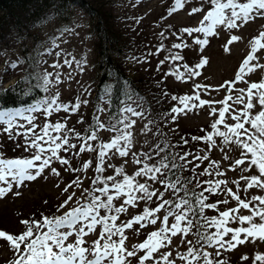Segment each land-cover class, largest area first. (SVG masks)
Listing matches in <instances>:
<instances>
[{
	"label": "snow or ice",
	"instance_id": "6c2138e0",
	"mask_svg": "<svg viewBox=\"0 0 264 264\" xmlns=\"http://www.w3.org/2000/svg\"><path fill=\"white\" fill-rule=\"evenodd\" d=\"M201 2L209 4L211 10L203 15L199 22L200 26L181 30L188 36H192L193 33H201L205 37L216 36L219 34L218 31H214L217 26H224L228 30L239 29L247 25L256 15L264 17V0H247V2H237V0H201ZM184 3L185 0H175V5L169 9L168 15L170 16L173 12L183 8ZM199 12H201V8L194 7L189 12V15ZM205 22L208 23L205 24ZM161 35L163 36V33ZM177 39L179 40L180 37L177 36ZM239 39V36L231 35L223 44V51L225 53L230 52V46ZM193 43L202 49L209 44V40L195 39ZM249 44L250 51L240 63L238 70L234 74V79L225 81L219 86L225 93H228L233 91L236 83L243 81L247 87L246 89H238L241 94L237 95L234 100V103L243 105L242 109L239 111L232 109L230 112L231 105L228 101L233 100V97L231 95L225 96L219 102L223 104V107L219 110L212 108L209 113L212 116H217L218 112V118H215L210 125L212 133L206 137H192V139L204 140L207 149L211 150L217 144L214 136L221 137V143L224 145H235L239 149V158L235 159L234 164L230 163V170H238L241 173L255 172L258 174L241 175L239 180L233 181L237 185L236 191H233L232 188H222L221 186L226 185V181L223 179L198 181L197 187H200L201 184H208L209 187L203 188L199 196L193 197L190 201L187 191L184 192L183 196H180L179 193L184 189L185 183H191V180L183 181L180 177L171 180L168 178L169 174L174 173L177 169V161L185 162L179 164L180 168H184L186 164H193V161L207 160V156L197 155L192 160H188V156L191 153L185 152L169 158L166 149L172 146L161 147L156 145L153 148L155 155L160 156V159L154 164H148L145 161L153 159L151 151L139 155L132 153L133 162L137 165H142V167L131 176L123 174L122 168L114 169L116 176H122L121 180H117L116 176L102 178L101 175H96L91 181L92 185L100 184L102 186L93 187L91 190L85 189L81 193L88 202L81 204L78 199L74 200L76 193L70 192L73 186H81V179L76 177L62 190L64 193H69L62 203L57 206V212L61 209H67L62 215H54L53 217L41 215L39 220H21L20 224L25 226V230L19 234L6 233L0 230V240L6 242L7 246L16 255V259L10 261V264H145L146 261H155L156 257L153 254L160 251L161 248L167 247L172 242V238L177 235L181 236V243L193 244L192 241L184 239L194 227V221L190 216L203 219L204 223L200 224V228H204L206 225L215 227V232L213 233L198 232L195 245H199L201 248L207 246V248L213 249L216 255H220V249L231 251L236 249L238 245L264 241V195L242 198L240 194V181L244 182L242 186L244 193H247L250 189L264 190V80L260 82L244 80V77L255 71L256 68H264V64L252 63V61L258 59L257 53L264 49V31L252 37ZM172 47L174 49H183L187 48L188 45L181 41L173 44ZM166 59L179 61L183 57L172 54ZM64 63L71 66L72 62L65 60ZM207 64V57L201 55L199 61L193 67H188L187 65L184 67L190 76L195 77L200 75L198 70ZM11 67L15 68L16 65L12 64ZM51 67L55 69L60 67V65L53 64ZM51 75L52 73L44 74L43 84L45 86L49 84V76ZM176 78L178 80L183 79L180 75H177ZM55 83H60L59 73H56ZM200 87L201 85L198 84L195 86L196 89ZM0 95H3V93H0ZM172 100L178 101L179 105L183 106H174L170 109L173 114L170 118L173 121L182 112L186 113L192 108L214 103L213 101L201 99L199 93L183 97L172 96ZM83 103L86 104L87 101H83ZM44 105L43 111L47 113L61 110L65 113H75L80 108L81 102L77 99L71 105L61 104L58 103L57 97H53L50 100H45ZM257 105H259V111L254 112L253 110ZM38 110L39 106H33L28 109L31 112ZM123 113H131L132 116L136 117L143 115V113L135 111L130 106L122 109V116ZM226 114L230 116L234 123L228 124L225 122ZM20 115L22 113L19 111H0V120H3L4 117L9 118L6 121L7 127H4L3 131L12 135H23L26 139L31 137V139H27L25 150L34 149L35 151L31 158L28 159H0V183L6 185L0 187V199L5 198L10 192L16 196L21 195L20 192L13 191L14 186L19 188L25 182L36 180L46 168L53 175L60 176L61 173L56 168L50 167L52 159L55 158L61 165L67 166L70 161L57 155V153L62 148L65 152L77 148L76 144L70 143L67 135H52V133H61L65 129L63 123L58 122L55 125L45 124L41 129L42 134L36 133L35 126L26 129L23 133L13 131L12 118ZM27 119L29 124H31L32 117ZM135 123V120H129L127 116H123L122 119L117 121V124H113L111 128L107 129L119 134L111 138L109 142H99L94 147L89 141H98V131L106 129V125L100 122L99 117H97V126L91 129L87 137H80L79 133L75 134L83 140L79 145L77 155L85 151L97 152L95 172L102 174L104 172L105 158L109 152H112L113 155L118 154L120 157L129 155L132 133L128 130ZM220 125H223L224 131L220 130L218 127ZM147 128L148 125H145V129ZM68 131L73 132L74 130L68 129ZM57 141L60 142L58 143ZM183 143L187 144L188 141L183 140ZM46 153L48 155H45ZM161 153L165 154L161 156ZM139 156H142L143 159L139 158ZM224 159H229V157L225 156ZM91 163V161L84 162L82 169H88ZM198 167L199 164H195L192 168L194 175H196L195 169ZM213 167H216L215 162H213ZM82 169L72 168L71 171L79 172ZM66 170L68 169L66 168ZM199 175L223 176L224 173L217 170L213 174L205 168ZM137 177L144 178L145 182L137 181ZM9 178L12 182H9ZM109 181L112 182L111 187L109 186ZM148 182L158 183L163 187V191L159 188L152 189ZM218 189L225 191L232 200L237 202V206L219 211L218 204H227L228 200L217 201L212 204L205 203L208 197L204 193L215 195ZM166 191L171 192L176 198L165 199L164 193ZM97 192L100 195H96L95 193ZM101 197L106 199H101ZM116 199H122V203L119 206H115L113 203ZM139 201H144L146 204H154L155 207L146 206L139 214L117 224L120 214L127 212L128 206L137 207ZM70 202H74L77 206L70 207ZM162 209L165 214L161 218L157 214ZM205 209L218 211L219 217H206L204 215ZM241 209L247 210L250 215L240 214ZM101 210L112 214L102 215ZM170 217L174 218V222H169ZM257 218L259 220L258 223L254 222ZM158 220L162 226L158 230L147 234L146 239L134 245L133 250H128L125 245V241L128 238L125 234L126 230L130 229L139 233L147 225H156ZM231 223L247 224L248 227L233 228L228 226ZM98 226L97 239L92 241L91 247H86L85 237L96 232ZM73 236L74 242L66 243ZM114 237H118V239H114ZM138 252L140 255H137ZM170 255V252L162 253L161 259L165 264H169ZM178 256L179 259L185 261V264H193L201 256L203 257V264H213V261L209 259V252L204 251L201 253L195 246L187 248L186 254H178ZM242 259L248 260L249 257L244 256ZM257 262L258 264H264V254H256L254 256L253 264H257ZM217 264H222V262L218 261Z\"/></svg>",
	"mask_w": 264,
	"mask_h": 264
},
{
	"label": "rangeland",
	"instance_id": "374dc122",
	"mask_svg": "<svg viewBox=\"0 0 264 264\" xmlns=\"http://www.w3.org/2000/svg\"><path fill=\"white\" fill-rule=\"evenodd\" d=\"M91 1V0H90ZM98 4H102L104 9H108L110 12L115 14L118 18V25L120 27H127L126 29L132 30L131 27L141 30L140 33L145 34L147 37L153 38V43L160 44L163 38H167L169 43L172 45L176 43V34L181 38V41H185L188 45L187 48L175 49L172 54L180 55L182 57L189 58L191 66L193 67L198 61L201 55L207 57L208 64L202 69H199L200 75L192 77L185 70L184 66L181 65V61H174L173 68H169L165 60L159 58L160 60H154L151 62L153 68L160 67V73L162 79L165 83L171 86V91L177 89L176 94L181 96V94L195 95L200 94V98L205 101H213L214 103L206 104L203 107H196L188 110L186 113L182 112L177 116L176 124H179L183 129H192L194 127H204L206 136L209 132L212 133L210 125L217 116H212L209 113L212 108L219 110L223 107V104L219 103L225 96L231 95L233 100L228 101L231 105L229 111L236 109L241 110L243 105H238L234 103L235 97L240 95L238 89H246L247 85L241 81L234 85L233 91L225 93L223 89L219 86L225 81L234 79V74L238 70V67L242 60L248 55L250 51L249 41L252 37L257 36L259 32L264 31V17L256 15L253 19L244 27L239 29L228 30L224 26H217L214 31H218V35L205 37L201 33H193L192 36H188L186 33L181 31L184 28H195L200 26L203 15L207 11L211 10V7L207 3H202L201 0H185L184 7L173 12L172 15H168L169 9L175 5V0H93ZM237 2H247V0H237ZM194 7H200L201 12L189 15V12ZM92 19L85 14V12L79 8L73 7L68 10L67 13L61 16L48 15L39 24H37L33 29L29 30L27 33L21 35L12 31L7 34L3 42L0 43V86L4 88L12 83L22 80L27 88L38 87L44 93H48L49 97H57L58 103L61 104H74L77 99L81 102V106L75 113H65L64 111L52 112L49 121L44 117L45 114L35 111L34 115L35 123L33 125H28L29 128L34 125H39V130L36 133L42 134L41 129L45 124L55 125L56 123H63L65 129L61 133H52L55 135H67L69 141L72 144H76L77 148L71 149L70 153L65 152L63 148L57 153V155L62 158H66L70 161V164L65 166L61 165L59 161L55 158L52 159L50 167L56 168L61 175L55 176L51 171L46 168L45 171L34 181L25 182L21 187L15 188L13 191L20 192L21 195L16 196L10 192L5 198L0 199V216L3 215L5 220L9 221L8 225H1L0 230L10 231V228L14 230L19 229L23 208H29L28 211L32 209L34 204H41L38 200L53 204L51 206L50 213H54L55 216H60L67 209H61L57 212V206L62 203L69 193H64L63 188L71 182V177H79L81 179V186H73L70 192H75L76 196L74 200L78 199L81 204L85 199L84 195L81 193L92 185L91 181L96 177V175H101L102 178L108 176H116L114 169L122 168L123 174L129 176L133 175L136 170H138L142 165H137L133 162L134 157L132 153L142 154L153 152L152 148V131L150 123L147 117L132 116L131 113H123V116H127L129 120H135V125L129 129L132 133L131 147L129 150V155L127 157H120L118 154L113 155L109 152L108 156L105 158L104 172L98 174L95 172L96 162H97V152L85 151L77 155L79 145L83 142L82 139L75 137L81 128L85 133L82 137H87L92 128L96 127V118L99 117V121L103 122V119L107 115V100H106V90L99 95L96 100L95 91L98 83L99 72L96 69V57L94 52V42L95 37L91 31ZM208 22H205L207 24ZM164 27H170V29L176 30V33H171L169 37H166L163 33ZM163 33V36L161 35ZM237 35L240 39L230 46V52L225 53L223 51V44L231 35ZM173 39V40H172ZM195 39H208L209 44L204 48H199L193 43ZM160 46H158L159 48ZM59 53V55H57ZM258 59L252 61L253 64H264V49H261L257 53ZM65 60L71 61V66L64 63ZM188 61L187 59H185ZM163 61V63H161ZM15 64L16 67H11ZM59 64L60 67L52 68L51 65ZM130 69L135 74L141 72L142 66L139 62H131L128 64ZM45 73H52L49 76V84L45 86L43 84V77ZM56 73H59L60 83H55ZM180 75L183 77L182 80H178L176 77ZM244 80L249 82H260L264 80V68H256L255 71L249 73L244 77ZM201 85L199 89H196V85ZM206 86V87H205ZM47 88V90H45ZM50 98V99H51ZM83 101H87L86 104ZM192 103V102H190ZM198 103V102H197ZM38 106V105H34ZM135 108L133 105H122V109L125 107ZM33 107V106H32ZM181 107H183L181 105ZM27 109H11L8 111L22 113L20 116H15L12 118H23L28 114L35 112L28 111ZM99 110V111H98ZM135 110V109H134ZM137 111V110H135ZM254 112L259 111V105L253 110ZM122 112V111H121ZM141 112V111H137ZM43 116V118H42ZM123 116L121 115L120 118ZM9 118L4 117L0 120V123H5ZM33 119V118H32ZM225 122L228 124L234 123L230 116L226 114ZM145 125L148 128L145 129ZM221 131H224L223 125L218 126ZM247 127V125H246ZM68 129H73L75 131L69 132ZM88 129V130H87ZM210 130V131H209ZM6 133V132H5ZM63 133V135H62ZM71 133L73 135H71ZM98 141H89L94 147L99 142H109L111 138L115 135L107 130L98 131ZM85 135V136H84ZM5 137L10 140V143L15 149L19 150L21 153L26 151L24 157L19 159L31 158L35 150L28 149L25 150V145L27 139H22V136L14 139L6 134ZM217 141L216 146L211 150H206L203 152L204 156H207V160H202L204 168L213 174L219 170L223 172V176H209L208 180H220L226 181L225 186L222 188H232L233 191L237 190V185L233 181L239 180L241 175H250L258 173H241L238 170H230L229 165L234 164L235 159L239 158V149L235 145H224L221 143V137H215ZM6 142L5 138L0 137V146H7L9 144H4ZM58 143L60 141H57ZM206 146V143H205ZM47 147V145H45ZM66 147V146H65ZM114 151V150H113ZM45 155H48L47 153ZM1 157H8L2 151H0ZM67 156V157H66ZM228 156L229 159H224ZM194 156H189L188 159L192 160ZM139 158L143 159L142 156ZM2 159V158H0ZM86 161H91L89 168L86 170L82 169V165ZM148 164H154L151 161H145ZM213 162H215L216 167H213ZM110 165V167H109ZM192 169V164L189 165ZM66 168L68 170H66ZM72 168L82 169L79 172H72ZM117 180H121L122 176H116ZM137 181L143 183L144 178L137 177ZM9 182H12L9 178ZM152 189L159 188L161 191L162 186L148 182ZM244 182L240 181L241 185V197L250 198L255 195H264V190L260 189H250L247 193L242 191V186ZM6 186L4 183H0V187ZM94 185H92L93 187ZM99 185L97 187H101ZM111 187V185L109 184ZM220 193V200H228L227 204H223L222 210H227L237 206V202L232 200L225 191L218 189ZM98 193V192H97ZM139 195V193H137ZM105 197H103L104 199ZM165 199L169 198V191L164 193ZM114 205L119 206L122 203V199L114 200ZM159 203V201H157ZM258 204V202H256ZM74 202H70V207H76ZM155 207L154 204H146L144 201H139L137 207L128 206V211L121 213L117 224L122 221H127L131 217L139 214L144 207ZM12 210V211H11ZM26 210V209H24ZM27 211V212H28ZM111 215L112 213H107ZM164 210L162 209L160 213L157 214L158 217L164 215ZM242 215H250L247 210H240ZM169 222H174V218L170 217ZM254 222H259L258 218ZM6 223V222H5ZM161 223L158 220L156 225H147L144 229H141L139 233L133 232L132 230H126V236L128 237L125 241V245L128 250H133L134 245L143 242L146 239L147 234L152 231H156L161 227ZM228 226L236 227H248L247 224L240 225L239 223H231ZM198 228V223L194 221V227L189 231L188 235L184 237L185 240H190L193 244L181 243V236L177 235L172 238V242L168 244L167 247L161 248L160 251L154 253L156 257L155 261L145 262V264H165L161 259L162 253H171L169 256V264H185V261L179 259V255L186 254V250L189 247L195 246V241L197 239L196 229ZM16 232V231H12ZM99 232V226L97 231L89 234L85 237L86 247H91L92 241L97 239ZM212 232H215V227H212ZM243 238V237H242ZM118 239V237H114ZM227 239V237H226ZM251 239V238H250ZM74 242V236L70 237L66 243ZM7 244H0V259L5 258L8 247ZM203 251H208L211 253V257H214L215 262L223 261L226 264H253V259L256 254H264V241H256L255 243L248 242L244 245H238L236 249L231 251H225L220 249V255H216L213 249L207 248L205 246ZM202 253V252H201ZM14 255V253H13ZM137 255H140L138 252ZM218 256V257H217ZM249 257L248 260L242 259V257ZM16 257V255H15ZM134 259V258H129ZM190 259V258H189ZM8 261V260H7ZM9 262V261H8ZM193 264H203V257ZM258 264V262H257Z\"/></svg>",
	"mask_w": 264,
	"mask_h": 264
},
{
	"label": "trees",
	"instance_id": "16d2710c",
	"mask_svg": "<svg viewBox=\"0 0 264 264\" xmlns=\"http://www.w3.org/2000/svg\"><path fill=\"white\" fill-rule=\"evenodd\" d=\"M73 7L83 10L93 21L91 31L95 37L94 52L96 57V69L99 72L95 91L96 96L94 99L96 100L99 98V95L107 89L106 102L108 109L107 115L102 122L106 125L105 130L111 128L113 124H117L119 119H122V117L120 118L122 105L130 104L135 107V110L141 111V113H143L142 116L145 115L147 119L150 120L149 123L153 139L152 148L156 145L161 147L166 145L172 146L166 149L169 158L173 155L183 154L185 152L191 153L190 156L203 155V152L207 148L205 146L206 142L204 140H193L192 137H206V132L204 131L205 128L194 127L188 130L183 129L179 124L175 123L176 120L173 121L170 118L171 115H173L170 112V109L174 106L181 107L178 101L172 100V96L183 97L184 94L178 96L176 94L177 89L171 91V86L168 83H165L164 79H162L160 67L153 68L151 66L152 61L160 60L159 58H162L165 60V63L169 68H173L174 61L166 59V57H169L171 51L174 52L175 49L173 47L171 48V43H169L167 38H163L160 44L157 45L158 43H153L152 37H147L145 34L140 33L141 30L131 27L132 30L128 31L126 29L127 27H120L116 15H113L108 9L103 8L102 4H98L93 0H0V43H2L7 34L12 31L19 35L27 33L48 15L58 17L67 13L68 10ZM163 33L166 37H169L171 33L175 34L176 30L172 28L170 29V27H164ZM175 36L179 35L176 34ZM180 42L181 38L179 40L176 38V43ZM183 43H185V41H183ZM158 46L160 47L158 48ZM185 59L188 60L189 58L183 57V59L180 60L181 65L191 66L190 60L186 61ZM135 61L139 62L142 66V69L140 70L141 72L137 74L127 67L128 64ZM0 93H3V95H0V111L26 109L38 105V111L45 114L44 116L47 117L44 118L49 121L52 112H44L43 108L45 106L44 101L50 100L51 97H49L48 93H44L38 87L27 88L22 80H18L4 88H1L0 86ZM35 114L36 112L28 114L23 118L19 117L13 119V131L23 133L29 128L28 125H33L35 123ZM28 117L33 118L31 124L28 122ZM34 126L37 131L40 129L38 124ZM117 126L120 127L119 125ZM4 127H7L6 121L5 123H0V137L6 139L4 144L9 145L4 147L0 146V151L8 157L0 156V158L4 160H15L24 157L26 151L21 153L13 146H10L12 144L5 135L9 134L13 139L14 137L20 139V136H22V139H26L25 136L5 133L3 131ZM110 132L114 135L119 134L114 131ZM78 133L80 134V137H82L85 132L80 128ZM71 135L73 134L71 133ZM75 137L77 136L75 135ZM183 140H187L188 143L184 144ZM151 154L153 155V159L149 161L156 163L160 159V156L155 155L154 148ZM164 154L165 153H161V156ZM181 163L185 162L177 161V169L174 173L169 174L168 178L175 180L176 177H180L183 181L191 180V183H185L184 189L179 193L180 196H183L184 192L187 191L191 201L193 197L199 196L203 188L209 187L208 184H201L200 187H197V182L208 181V176L199 175V173L205 169L202 160L193 161L192 168L195 164H199V167L195 169L196 175L193 174L192 169L189 166L190 164H186L184 168H180L179 164ZM72 179H74V177H71V180ZM108 183L111 185L112 182L109 181ZM99 185L100 184L94 185L93 187ZM93 187L91 185L87 189L91 190ZM220 193L221 192L218 190L215 195L204 193V195L208 197L205 203L212 204L221 201L219 198ZM95 194L100 195V193ZM169 198L175 199L176 197L169 192ZM101 199H103V197H101ZM38 201L41 204H34L30 211H28L29 208L22 209V220H39L41 215L46 217L54 216V213H50L53 204L47 203L46 201ZM83 202L86 203L88 201L84 199ZM218 209L219 211H224L222 210V203L218 204ZM101 214L103 215L107 213H105L104 210H101ZM204 215L208 218L214 216L219 217V212L212 209H205ZM190 218L198 223L196 236L198 232L205 234L213 233V226L206 225L204 228L199 227L200 224L204 223L202 218L191 216ZM5 219L6 218L3 217V215L0 216V227L1 225L9 224V221ZM10 229L11 232L7 230L6 233L19 234L25 230V226L19 224L18 230H14L13 228ZM5 243L6 242L0 240V244ZM195 247L198 248L200 252H204L203 250L206 248H201L199 245H195ZM211 256V253H209V259L213 261V264H217L214 257ZM14 259H16L15 254L13 255V251L8 247L5 258L0 259V264H10V261ZM220 262L226 264L222 260Z\"/></svg>",
	"mask_w": 264,
	"mask_h": 264
}]
</instances>
